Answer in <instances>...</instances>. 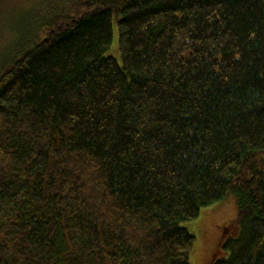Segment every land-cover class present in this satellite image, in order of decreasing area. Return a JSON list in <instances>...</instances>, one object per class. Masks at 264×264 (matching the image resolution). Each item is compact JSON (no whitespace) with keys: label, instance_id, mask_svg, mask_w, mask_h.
<instances>
[{"label":"trees","instance_id":"trees-1","mask_svg":"<svg viewBox=\"0 0 264 264\" xmlns=\"http://www.w3.org/2000/svg\"><path fill=\"white\" fill-rule=\"evenodd\" d=\"M26 12L0 22V264H191L182 223L229 195L209 264H264V0Z\"/></svg>","mask_w":264,"mask_h":264},{"label":"rangeland","instance_id":"rangeland-1","mask_svg":"<svg viewBox=\"0 0 264 264\" xmlns=\"http://www.w3.org/2000/svg\"><path fill=\"white\" fill-rule=\"evenodd\" d=\"M35 2H38V0H33L28 5H26L27 0H0V22L6 20L7 22L15 21L19 23L28 14L26 12L28 7H31ZM4 32L2 36L0 35V51L8 43V37ZM8 34L10 37L9 32ZM117 43L118 31L115 23H113L112 41L107 51L108 56L118 57ZM236 217V200L233 195H229L226 199L203 208L196 219L182 223V226L194 237L190 250L191 264H209L211 256L220 241L224 225L231 223Z\"/></svg>","mask_w":264,"mask_h":264}]
</instances>
